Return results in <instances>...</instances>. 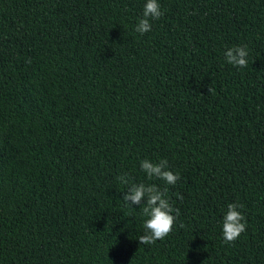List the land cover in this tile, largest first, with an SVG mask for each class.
Here are the masks:
<instances>
[{
  "label": "trees",
  "instance_id": "1",
  "mask_svg": "<svg viewBox=\"0 0 264 264\" xmlns=\"http://www.w3.org/2000/svg\"><path fill=\"white\" fill-rule=\"evenodd\" d=\"M145 3L0 0V264H264V0H159L140 34ZM122 173L167 187L163 240L139 243ZM230 202L247 230L225 243Z\"/></svg>",
  "mask_w": 264,
  "mask_h": 264
},
{
  "label": "clouds",
  "instance_id": "2",
  "mask_svg": "<svg viewBox=\"0 0 264 264\" xmlns=\"http://www.w3.org/2000/svg\"><path fill=\"white\" fill-rule=\"evenodd\" d=\"M163 15L159 0H146L143 15L136 24L135 31L140 34L151 31V21L157 20ZM248 55L247 45H233L226 48L224 52L226 62L238 68L248 66ZM140 168L146 173L149 180L153 178L163 180L165 185H175L180 179L179 171H173L166 158L156 162L145 158L140 161ZM117 179L120 183L129 185L123 200L132 207L133 205H143L142 214L146 219L143 224L144 234L139 237V243L150 245L168 236L180 213L179 209L174 208L173 203L167 197V187L161 188L154 183H130L127 173H122ZM178 198L182 199L183 197L179 196ZM243 207L238 202L227 204V211L222 221V236L225 243L235 242L247 230V219L240 210Z\"/></svg>",
  "mask_w": 264,
  "mask_h": 264
},
{
  "label": "rangeland",
  "instance_id": "3",
  "mask_svg": "<svg viewBox=\"0 0 264 264\" xmlns=\"http://www.w3.org/2000/svg\"><path fill=\"white\" fill-rule=\"evenodd\" d=\"M136 178H137V175H136V174H134L133 180L135 181V180H136Z\"/></svg>",
  "mask_w": 264,
  "mask_h": 264
}]
</instances>
